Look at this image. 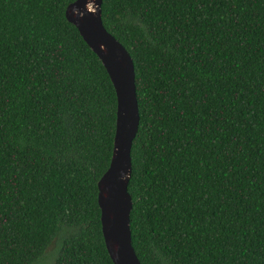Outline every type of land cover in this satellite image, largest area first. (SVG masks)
<instances>
[{"label":"trees","instance_id":"1","mask_svg":"<svg viewBox=\"0 0 264 264\" xmlns=\"http://www.w3.org/2000/svg\"><path fill=\"white\" fill-rule=\"evenodd\" d=\"M0 0V264H111L96 181L115 95L64 17ZM128 52L138 126L130 242L140 264H264V0H101Z\"/></svg>","mask_w":264,"mask_h":264},{"label":"water","instance_id":"2","mask_svg":"<svg viewBox=\"0 0 264 264\" xmlns=\"http://www.w3.org/2000/svg\"><path fill=\"white\" fill-rule=\"evenodd\" d=\"M101 0H72L65 19L100 61L115 95L112 148L106 169L96 181V204L105 252L111 264H140L130 242V148L138 126L132 60L126 49L102 25Z\"/></svg>","mask_w":264,"mask_h":264},{"label":"rangeland","instance_id":"3","mask_svg":"<svg viewBox=\"0 0 264 264\" xmlns=\"http://www.w3.org/2000/svg\"><path fill=\"white\" fill-rule=\"evenodd\" d=\"M56 239H53L52 242L49 244V246L46 248L42 256L38 258L36 261H34L31 264H51L52 260L54 259L56 253Z\"/></svg>","mask_w":264,"mask_h":264}]
</instances>
